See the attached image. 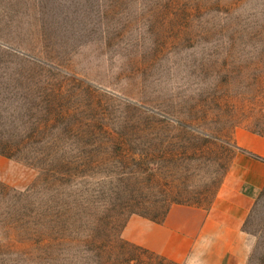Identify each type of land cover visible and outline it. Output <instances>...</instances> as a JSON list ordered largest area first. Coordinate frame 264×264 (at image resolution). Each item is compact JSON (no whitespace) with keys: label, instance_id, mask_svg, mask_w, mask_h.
<instances>
[{"label":"rangeland","instance_id":"1","mask_svg":"<svg viewBox=\"0 0 264 264\" xmlns=\"http://www.w3.org/2000/svg\"><path fill=\"white\" fill-rule=\"evenodd\" d=\"M263 125L264 0H0V264H175L131 210L205 208ZM240 228L264 264V185Z\"/></svg>","mask_w":264,"mask_h":264},{"label":"crops","instance_id":"2","mask_svg":"<svg viewBox=\"0 0 264 264\" xmlns=\"http://www.w3.org/2000/svg\"><path fill=\"white\" fill-rule=\"evenodd\" d=\"M232 138L241 150L232 154L225 180L205 208L173 203L159 221L138 215L135 235L124 231L128 239L181 263L238 264L234 242L264 185V125L260 132L235 126Z\"/></svg>","mask_w":264,"mask_h":264},{"label":"trees","instance_id":"3","mask_svg":"<svg viewBox=\"0 0 264 264\" xmlns=\"http://www.w3.org/2000/svg\"><path fill=\"white\" fill-rule=\"evenodd\" d=\"M250 130L255 131V132H260L261 131V129L260 130H258V129H250ZM233 145H234L235 151L241 150L238 146L235 145L234 142H233ZM153 201H155L156 204H158V203H161L163 200L158 199V200H153ZM155 202H151V204L154 206V208H157L158 205L155 206ZM173 203L186 204V205H195V206H199L200 205L198 202L182 201L180 199H177V197L174 196V197H170L167 200L166 203L162 204L161 210L158 213H156V211L153 210L154 211L153 214H145L144 212H141V211H139L137 209L131 210V212L135 213V214H138V215H141V216H145V217L149 218L150 220L159 221V220H161L163 218V216H164L165 212L167 211L169 205L173 204ZM123 241L127 242V240H123ZM127 243L130 244V245H133V244L129 243V241ZM133 246L139 248L141 251L152 253V252L148 251V249H146V248H144L142 246H139V245H136V244L133 245ZM155 255L158 256L160 260L170 261V262H173L175 264H179L180 263L178 261L171 260V259H169V258H167V257H165V256H163L161 254H155Z\"/></svg>","mask_w":264,"mask_h":264}]
</instances>
